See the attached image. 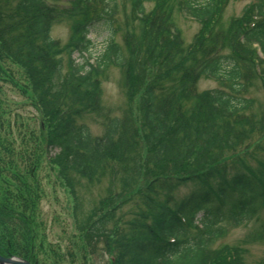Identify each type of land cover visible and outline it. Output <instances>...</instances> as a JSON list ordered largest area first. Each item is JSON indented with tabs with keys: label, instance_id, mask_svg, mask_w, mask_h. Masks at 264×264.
<instances>
[{
	"label": "trees",
	"instance_id": "16d2710c",
	"mask_svg": "<svg viewBox=\"0 0 264 264\" xmlns=\"http://www.w3.org/2000/svg\"><path fill=\"white\" fill-rule=\"evenodd\" d=\"M152 1L147 12L146 0H124L130 11L120 44L117 0H0L1 256L62 264L59 249L42 234V180L54 171L71 192L76 215L81 181L117 175L122 158L131 165L119 181L122 192L108 193L99 219L78 226L84 251L92 241L103 245L110 264H243L241 247L212 246L252 220L258 226L245 241L264 242V160L255 147L253 153L239 148L264 132V110L255 111L246 93L255 80L264 89V0H248L225 26L224 7L242 0ZM175 5L200 24L187 46L173 23ZM64 20L72 26L61 45L51 29ZM97 27L106 39L93 58L89 34ZM110 67L123 71L138 118L128 112L107 118L94 136L78 119L99 109L100 82ZM200 78L219 88L198 91ZM4 87L18 100H8ZM29 107L36 120L25 116ZM148 165L162 168L161 176ZM186 165L194 173L184 174ZM189 181L194 188L174 199ZM83 219L81 213L77 225ZM255 264H264V256Z\"/></svg>",
	"mask_w": 264,
	"mask_h": 264
},
{
	"label": "rangeland",
	"instance_id": "374dc122",
	"mask_svg": "<svg viewBox=\"0 0 264 264\" xmlns=\"http://www.w3.org/2000/svg\"><path fill=\"white\" fill-rule=\"evenodd\" d=\"M66 1L67 0H61L63 3H66ZM117 2L118 8L116 21L121 30L118 33L116 40L121 44V34L124 29L123 27H125V19L130 11V5L125 4L124 0H117ZM247 4L248 0L231 1L228 3L223 9L221 24L225 26L231 18L240 17ZM153 8L154 2L152 0H146L145 10L149 12ZM173 23L180 31L184 46L189 45L193 41L200 29V24L195 20H192L184 11L178 9L176 5L173 7ZM71 26L72 24L68 20L55 24L51 29V37L61 45H64L68 39ZM89 37L94 44L91 52L94 58L103 50L106 33L102 27H97L92 29ZM73 58L76 62H80V58L77 54H75ZM16 72H18L20 77L22 72L19 70ZM195 84L197 90L200 92L219 88L217 81L211 78H200ZM4 89L6 90L8 100L14 101L17 99L16 94H14L12 89L9 87H4ZM246 91L248 97L252 98L254 110H259V112L264 110V89L262 88V84L257 80L251 81L247 86ZM126 112L130 114L131 119L136 121L138 118V112L136 105L130 104L129 99L126 96V90L124 89V73L121 69L110 67L100 82L99 109L95 112H81V116L79 115L80 117L78 120L79 122L85 123L94 136H100L104 131V124L107 118L115 116L121 118ZM25 116H34L36 120L37 114L31 107H29L25 108ZM33 124L34 127L37 128V122L34 121ZM135 125L137 126V124ZM240 147L242 150L246 149L251 151V153H253L252 150L255 147V151H260L257 153V155H259L258 159L264 160V132L253 133L239 146V148ZM137 150L141 156L145 155L140 141H137ZM119 162L122 169L118 167L119 165L115 164L116 170L119 171L117 175L107 173L109 175L104 177H96V179H92L91 181H81L82 186L81 188L76 189V195L78 198L81 197L77 202H82V209L77 210L76 215H74V198L72 197L71 192L66 188L65 184L56 178L54 171L49 173V178L42 180L44 199L39 208V219L41 218L44 223L42 234L45 237V244H51L54 249H59L60 255L64 257L62 264L69 263V254L73 257L75 264H110L112 258L104 251L105 247L103 245L94 246V242L92 241L91 247H86L84 251V248L78 239L80 233L78 226L87 224L90 220L93 221L99 219L100 213L103 214V209L101 211L99 209L100 203L106 200V195L108 193L119 195L122 192L124 183L121 184L119 181L127 178L126 173L128 172L129 174L131 165L128 164V158H122ZM249 163L252 166L255 164L254 161H249ZM187 167L191 166L186 165L184 171L186 173L183 172L184 174L194 173L191 169L187 170ZM148 168L153 170V174L157 175V177L161 176L162 168L149 165ZM166 173L168 175H174L172 171ZM179 174L180 173H177L175 175L178 176ZM142 175L145 176L146 172H143ZM139 183L140 185L143 184V182ZM193 188L194 184L189 181L181 187L176 188L172 193V196L174 199H180L185 194H188ZM105 196L106 198L103 199ZM114 202L115 201L113 200L112 203ZM114 204H116V202ZM81 213L83 214L84 219L82 221L80 220L77 225V220L80 219ZM92 216H95V218H92ZM41 220H39L40 223ZM257 226L258 223L252 220L243 226L230 229L225 237L217 240L213 244L212 248L218 249L239 246L244 250L243 264H255L264 256V242H246L245 239H247L248 235L253 232Z\"/></svg>",
	"mask_w": 264,
	"mask_h": 264
},
{
	"label": "water",
	"instance_id": "95a60500",
	"mask_svg": "<svg viewBox=\"0 0 264 264\" xmlns=\"http://www.w3.org/2000/svg\"><path fill=\"white\" fill-rule=\"evenodd\" d=\"M0 264H30V263L16 258H4L0 256Z\"/></svg>",
	"mask_w": 264,
	"mask_h": 264
}]
</instances>
